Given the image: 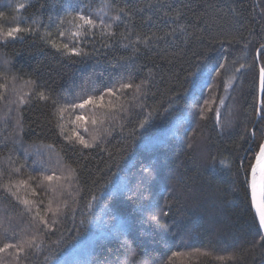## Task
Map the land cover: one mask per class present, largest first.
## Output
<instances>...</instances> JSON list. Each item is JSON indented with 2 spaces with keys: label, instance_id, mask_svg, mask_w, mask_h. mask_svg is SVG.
I'll use <instances>...</instances> for the list:
<instances>
[{
  "label": "trees",
  "instance_id": "trees-1",
  "mask_svg": "<svg viewBox=\"0 0 264 264\" xmlns=\"http://www.w3.org/2000/svg\"><path fill=\"white\" fill-rule=\"evenodd\" d=\"M71 2L97 19L105 0ZM106 2L114 35L77 38L58 26L65 0H0V33L35 30L0 39V247L35 238L3 264H264L248 187L264 0Z\"/></svg>",
  "mask_w": 264,
  "mask_h": 264
},
{
  "label": "snow or ice",
  "instance_id": "snow-or-ice-1",
  "mask_svg": "<svg viewBox=\"0 0 264 264\" xmlns=\"http://www.w3.org/2000/svg\"><path fill=\"white\" fill-rule=\"evenodd\" d=\"M26 5L24 3H20L18 5L19 9L25 8ZM108 5L105 0V3L101 6V8L95 10V15L97 19H93V14L90 13L89 15L84 14L83 9H76L75 5L71 2V0H65V3L62 5L63 11H64V16H59L58 21H59V27H63L65 25H68L70 29H74V31H71V35L73 37H80L82 33H86L87 30L89 29H95L99 27L101 29V35H107V36H112L114 33H112V24L111 23H105V19L108 17V12L106 11ZM119 13H125V9L121 8L118 10V14L115 15L114 17H111L112 20H120L121 16ZM49 20H51V17H49ZM35 22V21H34ZM35 30L32 28H21L19 26L9 28L6 32L0 33V39H8V38H15L18 33L21 32H34ZM45 35L51 36V33L46 32ZM58 35L63 37L65 35V31H59ZM139 38V37H138ZM122 39H127L126 36L122 37ZM150 39V37H145V42H147ZM54 48H56L58 51L63 50L66 54H73V55H87V52H84L82 49L79 47H69L68 44H57L55 41L50 40L49 41ZM264 47V45H262ZM224 65L221 64L220 68H223ZM244 67L241 65V68ZM239 71V69H237ZM15 79V77H13ZM27 83H33L32 81H28ZM146 83V81H142L141 84H136L133 86L132 84L125 83L121 84V88L127 89V88H132L135 87L137 92H140L142 84ZM260 85L261 89L264 90V67L260 69ZM106 93L109 95H114L113 89L108 88L106 89ZM26 95V94H25ZM39 97L41 99H48L49 97L45 96L44 92L38 93ZM2 98V97H0ZM97 98L89 96L86 100H84L80 104H73L68 106L72 110H75L77 108L83 109L86 104H94L96 102ZM100 101H103L104 99V94L102 93L101 96L98 98ZM25 97L24 96H19V103L23 104L25 103ZM222 102V101H221ZM55 103V101H54ZM207 103V101L205 102ZM68 110L67 108L63 107H58L57 111L61 115V118L63 116L64 111ZM258 115H260V111L258 110ZM201 115H203V109L201 110ZM217 117H219V112H217ZM76 119L78 121H82L85 118L83 116H77ZM261 119H264V115H261ZM95 123V121H93ZM144 123H147V121H144ZM144 123H142L140 126L144 127ZM87 131V129H85ZM63 134V133H62ZM252 135L255 136L256 133L255 131L252 132ZM73 136H75L76 140L79 142V144L83 145L85 148L90 147L91 144L89 143L88 140L84 139L83 136L79 135L78 132L73 130ZM66 139H71V137H66ZM96 139H99V136H93L92 140L95 141ZM191 147V145H189ZM255 157V163L251 165V181H250V190H251V204L255 208L256 215L259 218V224L262 228H264V142H260L258 144V151L255 152L254 154ZM221 164L225 163V161L221 160ZM243 161H241L240 167L243 168ZM146 172L150 173V169H145ZM46 180L52 181L53 179L59 180V177H54V176H47L45 177ZM6 190L8 192H11L12 195H16L15 192H12L11 187H7ZM26 206L29 204V201L24 200L22 201ZM163 215H167V213H163ZM154 220L158 221V218L153 216L152 217ZM42 223L46 224V221L41 220ZM166 227V226H165ZM34 237L32 240H26L23 242H20L18 244H12V243H5L3 247H0V253H5L9 249H14V253H9V255H14L15 258L18 260L19 254L23 253L25 251V248L32 247L33 246V241ZM175 256L176 253H173ZM223 259V258H221ZM0 264H3V260L0 259Z\"/></svg>",
  "mask_w": 264,
  "mask_h": 264
},
{
  "label": "water",
  "instance_id": "water-1",
  "mask_svg": "<svg viewBox=\"0 0 264 264\" xmlns=\"http://www.w3.org/2000/svg\"><path fill=\"white\" fill-rule=\"evenodd\" d=\"M260 69L259 68V78H258V105H260V100H261V93H262V89H261V85H260ZM262 142H264V138L262 140ZM254 163H255V160H254ZM253 163V164H254ZM250 181H251V170H250V173H249V178H248V187H249V196H250V202H251V190H250ZM251 207H252V210L256 216V219H257V222H258V225L260 227V230H261V233H262V236L264 237V228H262L259 224V218L258 216L256 215V212H255V208L252 206L251 204Z\"/></svg>",
  "mask_w": 264,
  "mask_h": 264
}]
</instances>
